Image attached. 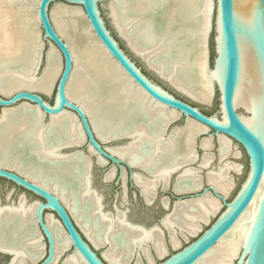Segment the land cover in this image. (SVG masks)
<instances>
[{
    "label": "bare ground",
    "instance_id": "1",
    "mask_svg": "<svg viewBox=\"0 0 264 264\" xmlns=\"http://www.w3.org/2000/svg\"><path fill=\"white\" fill-rule=\"evenodd\" d=\"M147 1L113 0L111 2V15L121 35L148 61L150 66L169 77L178 88L194 97L209 100L213 90L212 80L216 78L215 70L209 71L206 50V38L212 25L213 0H175L174 10L180 18L177 20L178 29L173 34L174 36L184 33L191 35V45H184L183 48L184 51L191 53H186V57L182 56L185 62L181 58L154 57V53L165 49L163 40L155 47L140 46L133 32L137 22V28L142 24L138 20L146 16L144 11ZM18 2L20 1L0 0V78L4 75L10 76L9 80L0 82V90L9 92L12 89L29 88L51 91L61 68L60 56L51 46L48 53L50 63L44 75L40 78L32 75L30 66L39 50L38 45L36 47L34 45L36 42L41 44L40 32L37 28L38 0L23 8L17 7ZM81 15L84 16L81 7L56 5L51 10V18L58 32L71 44L75 63L66 87V94L86 111L96 134L102 141L127 132L133 137L125 146L108 147V150L125 159L132 166L145 170L154 168L151 171L152 178L151 176L143 178L140 173L134 176L144 198L150 202L155 196V189L160 181L166 187L172 171L182 164L197 159L193 139L203 127L189 120L185 127L173 130L170 137H163V123L176 117L178 113L153 103L141 95L138 88L132 87L130 79L121 68L108 59L106 51L92 35L90 26L87 24L81 32L78 26V17ZM81 35V40L77 41L75 38ZM167 60L173 62L170 72L165 69ZM16 61H24L27 66L23 69L7 68L11 62ZM180 67L186 74L183 78L177 76ZM38 120V115L21 111L20 108L3 111L0 117V135L3 136L4 152L0 163L55 192L96 247L108 243L109 248L102 254L113 264H128V258L138 250L136 248L142 250L148 261L153 260L149 243L154 252L159 256L164 255L166 243L162 231L154 227L144 229L131 225L126 220L125 211L117 209L115 213H111L104 210L103 196L90 185L88 173L90 156L80 155L79 164L64 163L69 156L59 154L58 148L80 143L83 140L81 128L74 115L63 111L59 115L52 116L46 126H42ZM226 138L222 135L219 137L221 157L230 151V139ZM201 146L205 149L210 148V138H203ZM25 149L33 152L38 161L33 162L25 158ZM90 150L94 153L92 148ZM212 156L213 154L208 153L202 156L199 170L210 164ZM79 165L82 166V171L78 170ZM190 167L184 169L177 178L174 185L177 192L194 190L202 186L203 180L200 182V176ZM230 169L239 170V165L226 162L218 170H209L206 174V182L226 197L233 187V180L228 173ZM72 172H75L73 178L76 182H72L70 176ZM113 175L114 170H110L106 178L111 179ZM123 180L125 181L124 175ZM210 194L176 203L173 212L164 218L163 224L169 230L172 246L179 245L175 227L194 234L200 229L201 221L207 222L209 216L219 210L220 201ZM258 200L259 197L253 200L249 210L243 214L239 222L197 264H232L245 240L247 223L254 218ZM36 206L37 202L25 205L23 201L17 206H1L0 229L3 225L5 227L17 225L19 240L31 233L37 236H30L29 243H35L39 238L43 239L38 229L27 227L34 218ZM46 218L59 255L67 247V236L51 214ZM0 239L1 249L15 253L13 262L29 256L24 248L17 247L18 244L21 247L23 242L8 241L5 234L0 236ZM41 247L38 244L37 249ZM75 254L67 259L71 264L78 263L79 256ZM135 264H141L140 257Z\"/></svg>",
    "mask_w": 264,
    "mask_h": 264
},
{
    "label": "water",
    "instance_id": "2",
    "mask_svg": "<svg viewBox=\"0 0 264 264\" xmlns=\"http://www.w3.org/2000/svg\"><path fill=\"white\" fill-rule=\"evenodd\" d=\"M19 1L17 7L23 8V6L32 3L34 0ZM112 1L110 0L108 3L109 17L129 50L139 57L160 79L167 82L179 93L198 102L206 101L178 88L169 77L150 66L148 61L130 46L113 21L110 8ZM98 2L99 0H38L36 4L39 20L38 31L41 32L44 40L41 41V44L36 42L34 45L35 47L38 45L39 50L37 49L38 53L30 67L32 68V75L36 78L43 76L50 63L48 59L49 49L51 46L55 48L61 59V68L54 82V95L52 101H50L45 98L44 94L46 92L43 90L29 88L12 89L9 92L0 90V117L5 109L20 108L21 111L38 115V123L46 126L52 116L59 115L63 111L72 113L81 128L83 140L80 143H72L58 148L59 154L69 156L64 163L72 164L75 162L79 164L80 155L90 156L88 168L90 185L98 193L92 185L93 155L96 157V164H110L116 171H119L115 184L119 183L125 171L126 180L131 181L130 186L137 190L141 199L145 200L140 187L133 179V175L134 173H140L143 176L150 177V173L140 167L130 165L126 160L111 153L104 141L96 134L86 111L77 101L71 100L66 94V87L75 68V63L71 52V44L58 32L51 18V10L56 5L81 7L86 24L91 28L92 35L102 45L108 59L112 63H116L130 79L132 87L138 88L141 95L153 103L164 107L166 110H174L178 113L176 117L163 123V137H168L173 130L185 127L188 123L187 120H192L203 127V130L198 132L193 139L197 158L199 156L198 150L203 149L201 141L206 137L210 138L211 146L217 147L216 150L218 156H220V135L230 139L231 143H236L246 156L247 171L245 178L230 200L208 184L205 178L202 179V186L194 190L177 192L173 186L166 197L167 202L164 204L166 213L158 223L150 226L134 223L128 219L127 211H125L126 220L131 225L144 229L154 227L162 231L163 234L167 232L169 237V230L164 226L163 220L173 212L176 203L211 193L220 201L223 207V210L209 226L203 229L194 240L166 256L165 254L159 256L155 253L158 256V261L150 262V264H197L239 222L257 197H259V200L254 218L247 223L244 233L245 240L240 246L237 256L232 260V264H264V0H216L215 2L211 64L209 62V34L206 38L208 68L210 72L215 70L216 78L214 77L212 82L213 86H216L218 94L216 111L213 114H206L196 105L175 96L149 79L106 26L101 17ZM174 4L175 0H148L144 11L146 16L138 20L142 24H139L137 28V22L134 29L133 33L140 42V46L155 47L159 41H164L165 49L154 53V57L182 59V56L186 57L185 54L190 53L184 51L183 48L184 45H191V35L184 33L174 36L173 34L178 29L177 20L180 18V15L174 10ZM46 42L50 44L48 49L45 47ZM53 57L55 56L53 55ZM182 60L185 62L184 59ZM24 61L11 62L7 68L23 69L27 66ZM172 64L173 62L170 60L166 61L165 69L167 72H170ZM177 76L179 78L186 76L183 68H179ZM9 79V75H4L0 78V82ZM178 115L185 119L182 125L174 124ZM132 139L133 137L127 132L112 137L106 142L117 143L126 140L125 143L118 145L122 146ZM2 143L3 136L0 135V159L4 152ZM84 146L86 147L85 150H83ZM90 148L94 153H91ZM24 157L33 162L38 161L37 156L28 149H25ZM98 159H101L102 162H99ZM191 163L182 164L170 173L168 185L163 187L164 191L169 188L172 177L175 176L174 182H176L179 175L185 168L190 167ZM78 170H83L81 165H79ZM74 173L72 172L70 175L72 182H76L73 178ZM0 178L37 197V199L30 201L26 195H21L10 205L17 206L21 201L25 205L37 202L30 227L39 230L42 238L47 240L48 246L46 256L39 264H53L55 262V240L47 224V214H51L57 220L60 228L67 236L69 247L73 248V253L79 256L82 263L104 264L96 253V246L82 231L69 209L55 192L1 163ZM105 181L108 180L105 179ZM170 199H173L171 205ZM1 206L4 205H1L0 199ZM177 229L175 227V230ZM4 234L8 241L19 240L17 225L8 227L3 225L0 229V236L2 237ZM169 243L171 244L170 240ZM104 246H107V244ZM149 246L151 249L153 248L150 243ZM0 251L9 254L12 258L14 256L11 251L2 249ZM22 264L28 263L23 262Z\"/></svg>",
    "mask_w": 264,
    "mask_h": 264
},
{
    "label": "rangeland",
    "instance_id": "3",
    "mask_svg": "<svg viewBox=\"0 0 264 264\" xmlns=\"http://www.w3.org/2000/svg\"><path fill=\"white\" fill-rule=\"evenodd\" d=\"M109 2H110V0H99L98 8L100 10L101 17L103 18L108 29L111 31V33L114 35V37L119 41L121 46L125 49V51L128 53L130 58L136 63V65L138 67H140L143 72L146 73V75L149 77V79H151L156 84L160 85L165 90L169 91L170 93L174 94L177 97H180L186 101L191 102L192 104L199 107L203 112L210 111L214 107V105L216 104L215 100H216L217 95H218L216 86H213L212 94H211L209 100H206L204 102H198V101L192 100V99L188 98L187 96L179 93L173 87H171L167 82L160 79L152 70H150L147 67V65L139 57H137L134 53H132L129 50L126 42L117 33V31L114 28V26L111 22V19L109 17V10H108V3ZM215 2H216V0H213V8H212V15H211L212 16L211 17L212 18V28H211L210 33H209V48H210L209 62H210V64H211V60L213 57L212 37L214 35V33H213V22H214L215 11H216ZM73 7H79V6H73ZM80 17H78V26L82 32V28L87 26V24H86V20H85L84 16L81 15ZM79 34H80V32H79ZM81 38H82V35L75 38V39L77 41H79V40H81ZM40 40L41 41L44 40V38L41 35V32H40ZM45 47H46V49H48L50 47V44L46 42ZM54 91H55V84H53L51 91H45L46 93L45 94L43 93V94H44L45 98L52 101ZM215 111H213L211 114H213ZM184 121H185V119L181 115H178L177 120L175 121L174 124L182 125L184 123ZM187 121L189 122V120H187ZM125 142H126V140L119 141L117 143H110V142L104 141V144L108 148V147H113L115 144H121V143H125ZM229 142H230V151L226 155L221 157V153H220V156H218V153L216 150L217 147L215 148V147L211 146L210 148H207V149L203 148L202 150H198V153H199L198 158L197 159L195 158L196 160L194 159L195 161L194 162L191 161L192 163L190 164V166H191L190 169L194 168L193 170L196 171L199 176L201 175L200 176V182H202V179L206 178V176H207L206 174L208 173L209 170H216V169L218 170V168L220 166H223L226 162H231V163L234 162V163L238 164L239 170L230 169L228 171L229 175L231 176V178L233 180V187H232L231 191L229 192V194L227 195L228 200L232 199L233 196L238 191L239 186L242 183V181L244 180L245 174L247 171L246 158H244L243 155H241L240 147L236 143H233V142L231 143V141H229ZM85 149H86V147L84 146L83 150H85ZM206 153L213 154L212 160L207 167H204L201 170H199L198 167L202 161L201 158ZM221 158H224V160L222 161ZM92 159L94 161V165L92 168V174L94 175L95 167H97V164L95 163L96 157H94L92 155ZM104 168H106V170L108 171L111 169V166H108L106 164L104 166ZM188 168H185V169H188ZM117 176H119L118 173L115 174L114 178H112L110 181H107V182H102L101 179L99 182H96V181L94 183L92 182L93 187L98 191V193H100V195L103 196L102 197V204H103L104 210L111 212V213H115L117 211V209L122 210V211H127V214H129L131 221H133L134 223H138V224H144L146 226H150V225H153L155 223H158V221H159L158 219L152 218L149 222L144 223L142 221V219L130 216L131 201L134 199V197H133L134 195H132L130 188L127 189V192H125V190L123 188L122 177L120 178V182H121L120 183L121 184L120 190H112L111 189L113 182H115L118 179ZM171 180L173 182L175 180V176H173ZM21 195H26L27 199L30 201L37 199V197L33 196L31 193L26 192L21 188L15 187L13 184H11L7 181H0L1 205H4V206L10 205L13 201H16L18 199V197ZM8 197H9V199H8ZM222 210H223V207L220 205L219 210L215 214H211L209 216V219L207 222H204V221L200 222V229L197 230V232L194 234H190V233H187L186 231H182L180 229H177L175 231V234L179 240L178 246H172L169 243L170 235L168 237L167 232L165 234H163L162 237H164V240L166 243L165 256L168 255L169 253L174 252L175 250L180 249L181 247L185 246L188 242L194 240L202 232L203 229H205L209 226V224L216 218V216ZM162 216H163V214L161 215V217ZM98 248H99V251H101L100 248L102 250H103V248L105 249V247H103V246H99ZM137 249H140V248H137ZM148 249H149V247H148ZM140 250H137L135 252V260L136 261H137V258H139V257L141 258L142 264H150V262L158 261V256L156 255L157 253L154 252L153 248L151 249V247H150V253H151L152 259H153L151 261H148L147 259H145L142 250L141 251ZM104 251L102 253H104Z\"/></svg>",
    "mask_w": 264,
    "mask_h": 264
},
{
    "label": "flooded vegetation",
    "instance_id": "4",
    "mask_svg": "<svg viewBox=\"0 0 264 264\" xmlns=\"http://www.w3.org/2000/svg\"><path fill=\"white\" fill-rule=\"evenodd\" d=\"M170 137V136H169ZM168 138V137H167ZM166 139V138H165ZM161 140H164L161 138ZM117 146H113V147H120L118 146L119 144H116ZM125 146V145H124ZM241 150V155H243L244 158H246L245 154H244V151H242V149L240 148ZM114 154V153H113ZM120 157V156H119ZM123 159V158H122ZM125 160V159H124ZM101 162V161H100ZM108 166H110V164H107ZM105 165H99L97 164V167H95V172H94V175L92 174V180H93V183L96 181V182H99L100 179L102 182H107L105 181L108 180L110 181L112 178H114L115 174L118 173L119 175V171H115L114 168L111 167L110 170H114V175L112 176L111 179H107L106 178V175L107 173L110 171V170H106V168H104ZM137 167V166H135ZM143 169V168H142ZM154 168H150V170H146L148 171L150 174H151V171L153 170ZM145 170V169H144ZM135 174H139V173H134L133 175V179H134V176ZM123 175L125 176V181L123 180ZM123 175H122V181H123V188L125 190V192H127V189L130 188V191L132 192V195H134V199L131 201V211H130V216L131 217H136V218H140L142 219V221L144 223H147L149 222L152 218L154 219H158L160 220L164 214L166 213V210H165V207H164V204H166V197L167 195H169V193L171 192L173 186L175 185V182L172 180L170 181V184H169V188L166 189L164 191L163 189V182L160 181L155 189L156 193H155V196L154 198L150 201V202H146L145 200L141 199L139 196H138V192L135 188H132L130 186L131 184V181L129 179L126 180V174H125V171L123 172ZM101 176V177H100ZM141 177L145 178L144 176L140 175ZM118 178V176H117ZM116 178V179H117ZM151 178H152V174H151ZM151 178H146V179H151ZM135 181V180H134ZM10 183V182H9ZM120 180H119V183L118 184H115V182H113L112 186H111V189L112 190H120V187H121V184H120ZM136 183V182H135ZM12 184V183H11ZM125 184H126V187H125ZM177 184V183H176ZM140 187V186H139ZM175 187V186H174ZM141 189V188H140ZM176 190V189H175ZM142 191V190H141ZM154 191V192H155ZM218 191V190H217ZM221 193V192H220ZM143 194V193H142ZM125 198V197H124ZM215 198V197H214ZM216 199V198H215ZM164 200V201H163ZM172 201L173 199H170V205L172 204ZM107 212V211H106ZM163 214V216L161 217V215ZM47 215H50V214H47ZM128 219L131 221L130 217H129V214H128ZM55 220V219H54ZM133 222V221H132ZM159 222V221H158ZM59 225L57 224V227ZM27 227L30 228V225H28ZM59 229V227H58ZM60 230V229H59ZM35 237L37 235L35 234H32L31 235H27L26 238L24 239H20L19 241H17L18 243H22L23 242V245H20L18 244L17 247L19 248H24V250L26 252L29 253V256L27 257H23L22 259H17L15 262H13V258L15 257V253H14V256L12 258V256H10L9 254H6V253H3L0 251V264H17V263H23V262H27L28 264H39L46 256V252H47V240L45 238H43V240L41 238H39L35 243H29L28 242V238L29 237ZM39 237V235H38ZM42 241V243H41ZM38 244H40L42 247L40 249H37V246ZM105 244H107V246H104ZM104 245H101L103 247H105V249L103 248V250L100 248L101 251H99V246L96 247V253L98 255V257L103 261L104 264H113V262L109 261L108 259L104 258V255L102 254V252L105 250H107L109 247L108 243H105ZM151 244V243H150ZM66 245L67 247L61 251L58 255V251L56 250V241H55V250H56V253H55V262L53 264H71L70 261H68L67 259L74 255L73 253V248L72 247H69V245L67 244V241H66ZM24 246V247H22ZM34 246V248H33ZM1 249V248H0ZM137 249V248H136ZM3 250V249H2ZM104 251V252H105ZM136 251V250H135ZM45 254V255H44ZM76 255V254H75ZM44 256V257H43ZM77 256V255H76ZM138 257V256H137ZM78 258V257H77ZM146 259V258H145ZM140 261H141V258H140ZM136 263V260H135V252L128 258V264H135ZM76 264H84L82 263L79 258H78V263ZM142 264V262H141Z\"/></svg>",
    "mask_w": 264,
    "mask_h": 264
},
{
    "label": "trees",
    "instance_id": "5",
    "mask_svg": "<svg viewBox=\"0 0 264 264\" xmlns=\"http://www.w3.org/2000/svg\"><path fill=\"white\" fill-rule=\"evenodd\" d=\"M215 103L217 104V101L215 100ZM216 104L214 105V107L210 110V111H207L205 112L206 114H211L213 111L216 110ZM0 181H5L4 179L0 178Z\"/></svg>",
    "mask_w": 264,
    "mask_h": 264
}]
</instances>
